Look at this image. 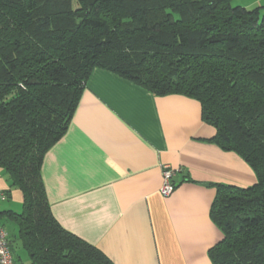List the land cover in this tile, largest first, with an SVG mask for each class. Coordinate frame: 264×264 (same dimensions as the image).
<instances>
[{
  "label": "trees",
  "instance_id": "trees-1",
  "mask_svg": "<svg viewBox=\"0 0 264 264\" xmlns=\"http://www.w3.org/2000/svg\"><path fill=\"white\" fill-rule=\"evenodd\" d=\"M231 1L0 0V168L23 193L22 212L0 219L17 224L30 264H114L58 223L42 176L95 68L201 104L209 141L257 177L210 185L222 233L211 262L264 264V6Z\"/></svg>",
  "mask_w": 264,
  "mask_h": 264
},
{
  "label": "crops",
  "instance_id": "crops-1",
  "mask_svg": "<svg viewBox=\"0 0 264 264\" xmlns=\"http://www.w3.org/2000/svg\"><path fill=\"white\" fill-rule=\"evenodd\" d=\"M215 134L197 100L156 96L95 68L65 135L43 159L52 214L114 264H212L222 233L210 216V185L257 182L241 157L209 141ZM163 165L183 171L169 197L161 194ZM10 186L0 168V211L21 213L23 193Z\"/></svg>",
  "mask_w": 264,
  "mask_h": 264
},
{
  "label": "built area",
  "instance_id": "built-area-1",
  "mask_svg": "<svg viewBox=\"0 0 264 264\" xmlns=\"http://www.w3.org/2000/svg\"><path fill=\"white\" fill-rule=\"evenodd\" d=\"M181 172V169H174L169 165L162 166L163 185L161 194L163 197H169L173 194L176 183L175 177ZM0 264H19L14 260L11 241L8 233L0 225Z\"/></svg>",
  "mask_w": 264,
  "mask_h": 264
},
{
  "label": "rangeland",
  "instance_id": "rangeland-1",
  "mask_svg": "<svg viewBox=\"0 0 264 264\" xmlns=\"http://www.w3.org/2000/svg\"><path fill=\"white\" fill-rule=\"evenodd\" d=\"M233 6H241L247 9L262 8L264 6V0H232ZM262 11V9H261ZM0 225L5 228L13 245V254L15 259L21 262L22 264H29L28 253L22 246L20 240L18 239V227L17 224L13 221L0 219Z\"/></svg>",
  "mask_w": 264,
  "mask_h": 264
}]
</instances>
